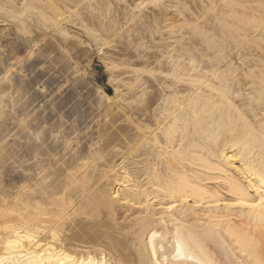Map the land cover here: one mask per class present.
<instances>
[{"label":"bare ground","instance_id":"bare-ground-1","mask_svg":"<svg viewBox=\"0 0 264 264\" xmlns=\"http://www.w3.org/2000/svg\"><path fill=\"white\" fill-rule=\"evenodd\" d=\"M0 61V264H264V0H0Z\"/></svg>","mask_w":264,"mask_h":264},{"label":"rangeland","instance_id":"rangeland-1","mask_svg":"<svg viewBox=\"0 0 264 264\" xmlns=\"http://www.w3.org/2000/svg\"><path fill=\"white\" fill-rule=\"evenodd\" d=\"M89 50H88L87 53L86 52L83 53V56L81 55L82 58L79 61V65L76 66V69L78 71V73H77L78 77L76 76V78L78 80L76 79L75 81H73L74 82L73 83L71 80H74V79H71L70 77H66V76H63V75L61 77L60 73H57L58 76L55 75L56 78H57V79L55 78L56 81L55 82L53 81L54 83L52 82V84H54V85L50 86L49 90L47 89L48 91H46L45 94L40 92L39 93V99H42V100L45 99V101L49 100V98H53V99L55 98L56 100H59V99L60 100H64V99H66L65 101H67L70 104V103H77V102L81 101V99L84 98L82 100L83 102L91 103L94 100H96L97 94H98V92L100 93L101 89L104 90L106 93H109L111 90L108 88V84H107V80H106L107 79V72L104 71L103 65L98 60L97 52L94 50V48H92V49L89 48ZM9 58H11V57H8V59ZM62 58H64V60L67 59V61H69V62H71V60H72L71 58L68 60L67 56L66 57H62ZM8 59H6V60H8ZM3 61L5 62V59ZM59 66L60 65H58V67ZM83 74H84V76H83ZM21 76L24 77L23 74ZM79 77H81V79L82 78L83 79L81 80ZM99 87L101 88L100 90H98ZM95 89H96L97 92L95 91ZM35 91H38V89H36ZM85 91H87V92H85ZM49 92H52V94H50ZM47 94H48V96H47ZM84 94L86 96H84ZM87 95L90 96V97H88ZM45 96H47V97H45ZM55 96H57L58 98H56ZM91 115H93V113ZM9 120L10 119H8L6 121L3 120L4 122L2 120L0 121L1 122L0 123V137H3V135L6 133L8 135V137H9V138L8 137L7 138L10 139L9 135H10L11 128H10V125L8 127L7 123H6ZM2 123L3 124L5 123V125H3ZM1 126H3V127H1ZM6 127H7L8 130L7 129L5 130ZM3 131H5V132L2 133ZM1 134H3V135H1ZM5 136L6 135H4V137Z\"/></svg>","mask_w":264,"mask_h":264}]
</instances>
